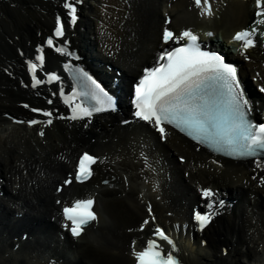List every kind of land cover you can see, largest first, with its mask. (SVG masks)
<instances>
[{
  "label": "bare ground",
  "instance_id": "obj_1",
  "mask_svg": "<svg viewBox=\"0 0 264 264\" xmlns=\"http://www.w3.org/2000/svg\"><path fill=\"white\" fill-rule=\"evenodd\" d=\"M93 1L88 0L83 6L82 21L77 30L68 32L74 46L77 43L85 52L96 46L94 33L102 20L100 17L102 11L94 8ZM62 2L63 0H0V166L4 169L3 176H0L3 184L2 192L14 202L23 205L19 208L20 211H13L12 214L24 212L21 222L23 227L28 228L30 235L33 236L39 230V233L46 230V227H43L45 224H49L47 225L50 229L49 233L54 232L57 228L56 224H50V220L46 219L48 216H53L56 210L52 195L54 187L47 186V182L56 178L52 182L54 184L62 178L68 172V166L64 161L71 160L84 148L98 150L100 151L98 154L107 157L104 168L110 169V172L107 171L108 173L102 175V179L108 176L115 188L102 186L100 179L96 182L97 189L92 187V184L84 188L92 193L97 192L99 195L97 201L100 196L106 197L103 207L109 221L105 220L104 215H100L96 204L99 214L97 228L92 226L75 243L66 240L62 249L57 247L56 241H53L59 255L52 253V248L48 247L43 238L38 237L33 245L26 243L2 261V264H16L17 260L19 264H68L72 259H79V263L75 264H133L130 252L133 248L139 250L144 246L145 239L151 234L152 226V223H149L143 233L137 230L140 223L148 218L145 204L142 206L139 204L138 195L142 191L132 186L138 175L146 176L147 169L141 168L139 163L144 159L143 151L149 152L150 164L154 172L165 178V174L170 172L185 186V192L173 187L177 194L175 196L164 190L162 199L167 201L164 203L166 210L159 206L155 199L153 205L158 219L156 221L160 225H168L172 233L178 236L180 256L186 262L264 264V209L260 212L264 207V184L261 183V180H264V167L255 168L249 163H232L212 158L202 151H196L193 146L185 143L184 139L175 135H171L165 144H160L155 139V135L143 124L136 122V125L120 127L117 123L122 119L116 121L111 116L98 117L84 128L82 122L71 124L56 122L46 129L44 138L37 136L36 127L28 129L25 126H10L2 117L3 113L25 114L19 108V103L31 99L39 101L38 96L44 95L43 92L30 93L20 89L22 85H19V80L23 78L22 60L25 57H32L35 45L49 34L54 16L60 12ZM167 2L168 0H153L151 4L149 0H127V6L130 7L126 6L121 12V2L115 0L118 9L111 10L110 14L112 18H118L120 27L114 28L111 21H107L105 35L117 37L118 43L120 42V49L116 45H110L112 46L110 50H118L110 63L118 65L117 68L120 66L125 71L127 80L138 75L142 63L149 61L153 52L157 50V33L161 25L160 12ZM226 2L228 6L221 13L220 22L208 28L215 33L220 31L223 40L233 31L249 25L253 19L252 0L246 2L226 0ZM102 3L105 1L101 0L100 4ZM188 6L187 0H176L171 3L169 11L173 17V28L200 23L195 17L191 19L190 13L186 11ZM204 25L208 26V24ZM19 49L24 50L22 57L18 54ZM90 56L92 57L91 53ZM249 56L254 62L244 63L241 70L242 76H247V80L251 82L253 77L251 71L254 74V71L259 69V59L264 57L261 56V51L256 50L249 53ZM61 61L60 57L50 54L45 65L48 69H56ZM97 63H101V60H97ZM261 84H264V73ZM256 101L264 108V98L259 97ZM141 132L145 133L144 137L148 135L150 139L156 141V144L152 141L147 146L144 140H138L139 136H142ZM92 138L96 141L104 138L110 140L98 146V143H91ZM126 146L132 148V151L122 153ZM148 147L151 149L155 147V150L151 152L147 150ZM129 154L132 156L130 162L124 161L122 164V161H115L116 158ZM175 154L186 157V163L181 165L179 162H174L172 158ZM135 159L137 162H134ZM59 168L61 170L59 175L55 173L42 181L39 174L43 170L51 172ZM129 170L136 173L138 171V175L135 179L127 178L129 189L126 191L124 176L130 173ZM185 172H188V178L184 177ZM191 183L212 184L230 195L232 200H237L235 207L226 210L223 216L215 220L213 226L211 222L201 233L195 232L194 227L190 225L187 230L181 228L183 224L190 222L186 211L181 210V201H186L189 193L193 195L194 203L192 197L187 202L188 211L197 202V195ZM117 194H120L119 197ZM152 198L154 197L148 195V197L143 196L142 199L146 201ZM35 207L37 211L34 213ZM0 208L7 214L11 213V209L4 204L2 198ZM24 208L29 209L28 214ZM173 211L175 213L173 217H166V212L173 213ZM30 220L36 221L37 224L29 223ZM176 223L179 224V230L174 229ZM20 229L18 223L12 224L8 220L3 225L0 221V255L3 258L10 249L7 240L14 238L16 234L13 236L11 234L19 232ZM95 230L98 232L99 241L91 239L95 235ZM128 230L135 233H129ZM44 245L47 246L48 252L45 249L39 250ZM224 247L227 251H224ZM260 247L262 248L259 249ZM29 248L35 249V255L25 253V259H22L24 251ZM84 250L91 252V255L84 254Z\"/></svg>",
  "mask_w": 264,
  "mask_h": 264
},
{
  "label": "snow or ice",
  "instance_id": "obj_2",
  "mask_svg": "<svg viewBox=\"0 0 264 264\" xmlns=\"http://www.w3.org/2000/svg\"><path fill=\"white\" fill-rule=\"evenodd\" d=\"M202 16H211L213 9L210 0H193ZM64 7L68 10L70 23L77 22V8L66 2ZM257 9L255 15L258 18L254 24H264V4L262 0H255ZM65 25L60 17L55 20L54 36L56 38L64 35ZM259 32L257 27L250 30L237 32L234 41L241 43L240 54L245 55L247 50L256 46L253 37ZM212 35V33H208ZM264 35V33H261ZM177 40H186L184 46L174 49H165L157 58L155 66L146 69L142 78L135 85L134 99L132 101L135 111L134 117L155 128L160 138L166 139V125L171 126L197 144L206 146L208 149L221 153L233 159H245L257 157L264 154V124H254L248 118L250 113V101L246 98L241 81L238 78L237 68L225 62L224 57L219 54L202 51L197 44L198 37L191 31L182 32L177 37L171 30L165 28L162 33V42L168 45ZM49 48L54 47V39L47 40ZM36 57L40 66L44 64L43 50ZM61 54L65 53L63 48H56ZM28 71L32 74V87H37L43 81L37 78V63L29 62ZM79 77L90 85L89 91L83 93L91 97L96 105L107 107H86L81 104L75 105L72 120L90 118L94 112L114 110L112 97L83 70L77 69ZM58 79L55 75H49L48 80ZM264 93V86L259 88ZM24 107H28L25 105ZM45 117H51L52 113L33 109ZM29 126L43 123L51 125L52 119L37 121L35 119L27 122ZM40 135H44L43 131ZM97 159L88 153L80 156L74 179L76 182L84 183L93 175L92 166ZM214 163H216L214 161ZM257 167H264L260 160L256 161ZM72 179L65 181L71 184ZM264 184V180H261ZM202 198L211 201L214 193L210 189L202 190ZM93 199L77 200L71 206L63 208L65 220L70 221L69 230L71 235L78 238L92 221L97 219L93 211ZM212 207V203L208 204ZM149 215L152 214L149 206ZM213 213L201 215L197 213L195 220L203 230L210 222ZM150 223L145 219L140 226V231ZM166 242L168 249L160 243ZM135 244V242H133ZM176 249L172 239L160 227L153 231L152 238L148 239L146 246L136 251L133 248L135 264H180L174 255Z\"/></svg>",
  "mask_w": 264,
  "mask_h": 264
},
{
  "label": "rangeland",
  "instance_id": "obj_3",
  "mask_svg": "<svg viewBox=\"0 0 264 264\" xmlns=\"http://www.w3.org/2000/svg\"><path fill=\"white\" fill-rule=\"evenodd\" d=\"M150 1V0H149ZM177 185V184H176ZM98 204H99V207H100V210H103L102 209V204H101V199L98 201ZM172 206H174V205H172ZM262 210H263V208H261L260 209V212H262ZM167 213V212H166ZM103 215H104V213H102ZM125 228V227H124ZM92 240L93 241H97L98 240V232H96L95 233V235H93L92 237ZM33 241V238H32V240H30L29 242H32ZM99 241V240H98ZM4 248V247H3ZM261 248V247H260ZM259 248V249H260ZM84 254H86V255H91L90 253L91 252H89L88 250H84V252H83ZM83 253L81 254V255H83ZM7 254V253H6ZM0 257H2L1 255H0ZM3 262H2V260L0 259V264H2ZM75 263H79V259H76V260H74V259H72V261H70V263H68V264H75ZM16 264H19V261L17 260V262H16Z\"/></svg>",
  "mask_w": 264,
  "mask_h": 264
}]
</instances>
